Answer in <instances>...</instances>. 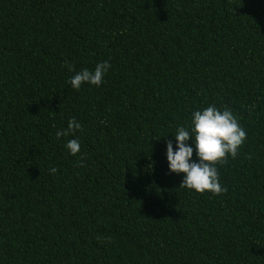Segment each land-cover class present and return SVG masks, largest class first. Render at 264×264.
<instances>
[{
    "label": "trees",
    "instance_id": "1",
    "mask_svg": "<svg viewBox=\"0 0 264 264\" xmlns=\"http://www.w3.org/2000/svg\"><path fill=\"white\" fill-rule=\"evenodd\" d=\"M209 105L247 133L221 195L166 155ZM0 264H264V0H0Z\"/></svg>",
    "mask_w": 264,
    "mask_h": 264
},
{
    "label": "clouds",
    "instance_id": "2",
    "mask_svg": "<svg viewBox=\"0 0 264 264\" xmlns=\"http://www.w3.org/2000/svg\"><path fill=\"white\" fill-rule=\"evenodd\" d=\"M67 66L69 71H74V66L70 64ZM110 67L111 64L108 61L100 62L96 64L94 70L85 68L77 72L69 78L68 83L75 90H79L84 83L99 87ZM82 130L83 126L72 118L68 122L67 129L56 132V138L73 135L76 131ZM174 136L176 149L173 148V141L167 140L166 155L170 172L184 174L179 187L195 190L200 194L205 192L214 195L226 193L227 188L219 182L217 165L227 163L229 156L235 159L247 139L246 131L233 112L227 107L221 111L215 105L194 111L191 126L178 127ZM190 139L195 149L188 143ZM65 147L73 156L80 152L78 139H69ZM194 150L198 160L192 159ZM248 158L251 159V156ZM77 166L83 167L84 161H78ZM49 171L55 174L57 168L51 167Z\"/></svg>",
    "mask_w": 264,
    "mask_h": 264
}]
</instances>
